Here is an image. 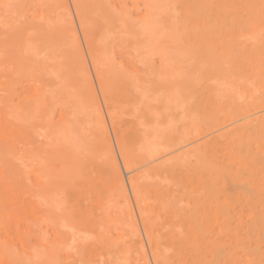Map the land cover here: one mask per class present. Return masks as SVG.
I'll list each match as a JSON object with an SVG mask.
<instances>
[{"label": "bare ground", "instance_id": "6f19581e", "mask_svg": "<svg viewBox=\"0 0 264 264\" xmlns=\"http://www.w3.org/2000/svg\"><path fill=\"white\" fill-rule=\"evenodd\" d=\"M264 264V0H0V264Z\"/></svg>", "mask_w": 264, "mask_h": 264}, {"label": "rangeland", "instance_id": "374dc122", "mask_svg": "<svg viewBox=\"0 0 264 264\" xmlns=\"http://www.w3.org/2000/svg\"><path fill=\"white\" fill-rule=\"evenodd\" d=\"M87 264H89V263H87Z\"/></svg>", "mask_w": 264, "mask_h": 264}]
</instances>
